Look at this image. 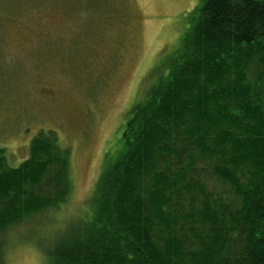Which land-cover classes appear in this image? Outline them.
Segmentation results:
<instances>
[{
  "label": "trees",
  "instance_id": "trees-1",
  "mask_svg": "<svg viewBox=\"0 0 264 264\" xmlns=\"http://www.w3.org/2000/svg\"><path fill=\"white\" fill-rule=\"evenodd\" d=\"M186 15L90 212L56 228L45 264H264V0H200ZM29 143L14 167L0 147V234L69 191L68 148Z\"/></svg>",
  "mask_w": 264,
  "mask_h": 264
},
{
  "label": "rangeland",
  "instance_id": "rangeland-1",
  "mask_svg": "<svg viewBox=\"0 0 264 264\" xmlns=\"http://www.w3.org/2000/svg\"><path fill=\"white\" fill-rule=\"evenodd\" d=\"M200 0H0V147L17 166L35 136L68 148L69 191L0 234V264H45L60 228L90 212L122 124L177 56ZM88 210V211H87ZM60 231V230H59Z\"/></svg>",
  "mask_w": 264,
  "mask_h": 264
}]
</instances>
